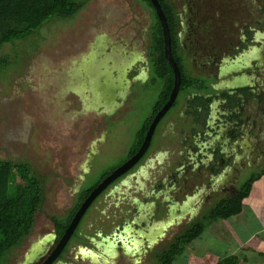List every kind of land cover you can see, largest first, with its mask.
<instances>
[{
  "label": "flooded vegetation",
  "instance_id": "1",
  "mask_svg": "<svg viewBox=\"0 0 264 264\" xmlns=\"http://www.w3.org/2000/svg\"><path fill=\"white\" fill-rule=\"evenodd\" d=\"M165 1L170 6L173 21L172 27H167L169 41L172 40L170 57L178 73L173 101L156 122L137 162L87 206L80 232L75 234V228L83 215L52 257L62 235L56 236L50 222L49 231L30 243L23 262L18 264H44L45 261L47 264H149L152 252L158 250V254L162 250L157 245L165 233L171 234L164 243L166 246L192 220L220 200L232 197L251 177L264 173V7L256 10L255 18L241 20L234 18L229 9L225 17L218 18L219 24L211 0ZM141 2L152 11L149 12L152 21L156 20L149 2L150 6L144 0H129L132 7L144 11ZM157 2L159 4L160 0ZM130 12L135 17L134 11ZM134 17L128 24L122 21L112 24V33L131 28ZM131 29L125 40L113 42L99 34L95 39L101 40L100 45L99 42L97 46L93 44L101 53L103 49L108 51L101 58V65L105 66L101 72L113 88L111 102L103 116L107 120L106 127L117 121L118 117L108 120V116L117 112L120 118L135 112V119L140 120L131 142L123 148V157L108 174L136 153L173 84L172 69L162 54L170 70V89L166 100L156 108L166 81L154 77L152 26L146 25L143 39L141 34L135 35L133 27ZM138 47L142 49L137 51ZM121 51L127 59L123 70L117 73L114 52L120 54ZM147 92L152 94V100L144 102L147 105L139 109H132V100ZM93 113L97 116L96 110ZM140 135L134 151L128 154ZM90 170L82 171L72 190L73 201L59 217L72 207L76 193L94 185L88 195L108 175L101 179L98 176L93 183L84 186ZM135 177L136 199L130 200L123 192L114 201L113 196L120 188H127L126 181ZM112 201L114 205L110 206ZM107 208L111 210L105 215ZM89 209L94 210L97 214L94 219L100 222L94 224L96 228L90 227L88 222ZM162 220L164 224L155 227L154 224ZM150 232L156 237L150 238ZM154 260L158 264L155 256Z\"/></svg>",
  "mask_w": 264,
  "mask_h": 264
},
{
  "label": "rangeland",
  "instance_id": "2",
  "mask_svg": "<svg viewBox=\"0 0 264 264\" xmlns=\"http://www.w3.org/2000/svg\"><path fill=\"white\" fill-rule=\"evenodd\" d=\"M74 1L84 2V5L73 17L49 21L22 42L3 45L0 49V56L7 59V65L0 68V159L25 162L43 180L42 202L36 223L20 247L10 254L7 264L23 262L30 243L49 231L48 217L59 216L66 211L73 201L72 190L77 186L83 170L88 168L92 170L83 184L86 186L93 183L104 170L114 166L123 157V148L131 142L136 125L140 121L135 119V112H129L121 118L120 113L117 112L115 115L108 116V120H115L118 117L117 121L106 127L107 120H104L103 116L108 106L105 104L111 99V95L109 97L107 95L108 90L99 85L100 96L92 99L93 101L88 98L91 109L85 107L86 104L78 95L81 93L85 96L87 92H90L86 83L89 77L86 71L91 70L88 66L103 62L101 58L108 52L103 49L101 53L99 47V49L93 47V44L97 46L98 42V38L95 39V37L101 34L104 39L107 36L113 42L129 38L127 32L132 31V24L131 28L126 27L122 32L117 31L114 34L110 27L118 21L128 24L133 16L125 12L124 8L134 11L135 8L129 2H126L125 6L121 0ZM211 1L213 9L217 12L215 19L219 24L218 18L225 17L229 9L231 13H234V18L241 20L250 16L255 18L256 10L264 7V0ZM160 2L164 8L167 7L166 11H168L170 8L168 3L165 0ZM217 4L219 6H216ZM148 11L152 12L149 9ZM219 13H221L220 16ZM153 25H155V19ZM153 25L151 32L154 31ZM135 35L139 37V34ZM108 47L114 46L108 45ZM140 49L142 48L138 47L137 51ZM124 54L122 51L120 54L114 52V67H117L114 70L117 73L124 68L127 59ZM74 73L78 75L79 82L72 80L75 77ZM110 73L113 74V71ZM92 75L96 78L93 72ZM97 75L101 77L103 74L100 71ZM103 77L107 78L106 75ZM154 77L158 78L156 75ZM80 82L84 83L85 91L78 93L75 84ZM156 87L155 85L153 88L156 89ZM142 96L140 94L138 98H134L135 101L132 100L130 103L132 109H139L147 105L144 102L152 100L150 92ZM94 110L97 111V116L93 113ZM109 131L113 132L109 134ZM101 140L102 142L99 143ZM92 153L96 154L93 158ZM262 176L264 173H261L259 180L251 184L248 195L247 202L258 205V207L254 205L253 217L250 211L249 214L245 212L246 220L237 222L238 228L234 227L229 220L227 222L217 220L208 225L207 229L205 228L202 238L207 235L214 238L206 240L210 250L204 253V264L212 262V258L219 257L221 254L222 256L228 254L229 250L241 247L242 244L249 250L248 252L256 249L250 244L256 240L241 242L240 239L253 231L256 225L262 228L260 237L264 236V178ZM98 200L100 202L101 198ZM113 205L114 202L110 204V206ZM110 210L107 208L104 214H108ZM93 211L89 209L87 217H89L88 222L91 223L90 227L96 228L94 224H100V222L94 219L97 218V214L95 215ZM84 221L83 215L75 228V234L80 232ZM170 236L171 234H164L157 245L159 250L162 249L158 254L164 251V243ZM262 243L259 264H264V242ZM181 248L184 250L185 247ZM156 251H153L149 257V264H157L154 260V256L158 255ZM192 251L196 250L192 248Z\"/></svg>",
  "mask_w": 264,
  "mask_h": 264
},
{
  "label": "trees",
  "instance_id": "3",
  "mask_svg": "<svg viewBox=\"0 0 264 264\" xmlns=\"http://www.w3.org/2000/svg\"><path fill=\"white\" fill-rule=\"evenodd\" d=\"M144 1L149 5L147 0ZM83 5L84 2H75L74 0H0V49L3 45L22 42L49 21L73 17ZM159 5L167 27L170 29L173 25L171 14H168L169 10L166 11L167 7L164 8L161 2ZM153 30L151 42L152 51L155 54L153 56L154 73L158 78H164L166 81L162 92L158 95L156 104V108H158L166 100L171 78L170 70L167 69L162 57V37L159 23L156 20ZM171 45L172 40L170 39ZM6 65L7 59L0 56V68ZM140 137L141 135L128 154H132ZM114 167L111 166L104 170L98 178H103ZM262 177L264 178V176ZM259 178L260 176L251 177L232 197L220 200L198 218L192 220L182 232L172 238L165 246L164 251L156 256L158 264H171L172 260L181 254V247L197 239L208 225L224 219L230 214L238 213L241 201L250 192L251 184ZM42 185V177L34 173L27 163L0 159V264H7L10 254L20 247L32 231L42 202ZM93 186L76 193L72 207L62 217H48L57 237L63 234L70 218L79 207V203ZM234 261V257H229L216 264H233Z\"/></svg>",
  "mask_w": 264,
  "mask_h": 264
},
{
  "label": "water",
  "instance_id": "4",
  "mask_svg": "<svg viewBox=\"0 0 264 264\" xmlns=\"http://www.w3.org/2000/svg\"><path fill=\"white\" fill-rule=\"evenodd\" d=\"M150 5L152 10L154 11L155 17L157 22L159 23L160 26V31H161V37H162V54L164 59L167 61V63L169 64L170 68L172 69V74H173V84H172V88L170 90V93L168 95V99L167 101L164 103V105L161 107V109L155 114L154 118L152 119L145 135L144 138L139 146V148L137 149L136 153L130 157L128 160H126L122 165H120L119 167H117L113 172H111L110 174H108L106 177H104L95 187L94 189H92L90 191V193L87 195V197L82 201V203L79 205V207L77 208V210L75 211V213L73 214L70 222L68 223L67 227L64 229L63 234L60 238V240L57 243V246L55 247V249L53 250V252L51 253V256L54 257V255L61 249V247L63 246V244L65 243V241L69 238V236L71 235V233L73 232L75 226L77 225V222L79 221V219L81 218V216L83 215V213L85 212V210L87 209V206L90 204V202L101 192L104 190V188L109 185L110 183H112L115 179H117L118 177H120L121 175H123L127 170H129L136 162L137 160L140 158V156L142 155V153L144 152V150L146 149L149 139H150V135L152 133V130L156 124V122L158 121V119L163 115V113L166 111V109L170 106L171 102L174 99L175 93H176V89H177V85H178V73L176 71L175 65L173 64L171 57H170V41H169V35H168V29L166 26V22H165V18L164 15L162 13V10L157 2V0H147ZM99 42V41H98ZM100 45V43H99ZM91 65V64H90ZM89 68H91V70L88 72L86 71L88 80H86V83L90 89V92H87L85 96H82L81 93L85 91L84 88V83H78L75 84L76 85V89L78 91V95H80L81 100L83 101L85 105V107L89 108V99H91V101H93L96 97L100 96V92L98 90V87H100L101 85L108 91L107 95L108 97L111 95V99H112V90H111V84L109 85L107 82V80H105V77H100L97 75V73L99 74L100 71L104 72L102 69L105 67L104 63H94V65L92 64V66H88ZM99 69V70H98ZM92 72L95 74L92 75ZM73 77V81L74 82H79L77 81V77L78 75L74 73ZM98 79V82H97ZM97 82V83H95ZM113 82V81H112ZM100 85V86H99ZM91 86V88H90ZM97 88L95 90V88ZM113 89V88H112ZM93 99V100H92ZM108 101V103H106L105 105H109V103L111 102ZM95 108V107H94ZM93 109V108H92ZM163 220L160 222L158 221L155 225V227L159 228L160 225H163ZM150 238L152 237H156L155 235L152 236V233H149ZM34 251V250H33ZM50 256V258H51ZM27 259H29L30 257L27 256ZM44 264H47V262L45 261Z\"/></svg>",
  "mask_w": 264,
  "mask_h": 264
},
{
  "label": "crops",
  "instance_id": "5",
  "mask_svg": "<svg viewBox=\"0 0 264 264\" xmlns=\"http://www.w3.org/2000/svg\"><path fill=\"white\" fill-rule=\"evenodd\" d=\"M121 2L125 4L126 6V2H129V0H121ZM140 4L142 7H144V11L140 7H137V8L136 6L134 7L135 11L134 10L133 11L135 13V17L133 16L134 22L132 23V25H133L134 31H136V33L138 32V34H141L140 38L143 39V34L145 32L146 25L148 26V24L150 23L152 26L154 19L152 21V16L149 14V11L147 9L148 7H146L147 5L145 4L143 5L142 2ZM124 11L129 12V14H131L130 12L131 10L124 8ZM129 181H126V184H125L127 188H120V192H118L117 195L113 196L114 201H117L120 198L119 193H123V192H125V194L128 196L130 200L134 201L136 199L135 195H137V192H136V188L134 187L135 184H133V182L136 181V177L130 178ZM247 200H248V196L241 201L240 211L238 213L230 214L228 217H225L224 219H220V220H224L225 222L229 220L234 227L238 228L239 224L237 222H239L240 220L241 221L246 220L244 216L245 212L249 214V211H250L251 217H253L254 205H257V204L253 202H247ZM257 215H259V213ZM236 217H239L240 219ZM206 229L197 239L185 245L184 250L181 248L182 249L181 254L176 256L172 260L171 264H204V259H205L204 253H208L210 250L209 246L206 244V240L210 238H214L208 235L205 238H202L203 235L205 234L204 232L206 231ZM261 233H262L261 226L256 225L253 231H251L246 237H242L241 238L242 240L240 239L241 242H248L250 240H256L255 242H250V244H252L254 248H256L255 250H253V252H248L249 250L245 249L244 245L242 244L241 247H234L232 250H229L228 254L224 256H222L223 254H221L219 257L212 258L213 261L208 264H216L218 261L225 259V258H229V257H234L235 261L233 264H259L258 259L260 257L259 255L261 254V247L263 244L262 242H264V236H261L262 238L260 237ZM256 237L260 240H258ZM192 245L194 246L192 247ZM192 248H194L196 251H192ZM254 253H257V254L255 255ZM230 263L232 262L230 261Z\"/></svg>",
  "mask_w": 264,
  "mask_h": 264
}]
</instances>
